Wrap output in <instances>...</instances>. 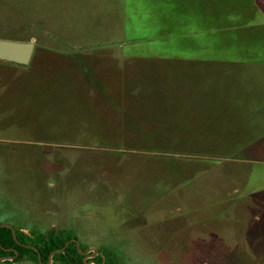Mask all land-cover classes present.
<instances>
[{
	"label": "rangeland",
	"instance_id": "rangeland-1",
	"mask_svg": "<svg viewBox=\"0 0 264 264\" xmlns=\"http://www.w3.org/2000/svg\"><path fill=\"white\" fill-rule=\"evenodd\" d=\"M171 1L0 0V40L36 47L24 66L0 61V223L67 231L116 264H264V152L239 158L264 138V13L174 0L166 15ZM125 47L172 56L127 52L110 78H81L77 53ZM179 102L197 119L173 130ZM154 115L143 135L114 119Z\"/></svg>",
	"mask_w": 264,
	"mask_h": 264
},
{
	"label": "crops",
	"instance_id": "crops-1",
	"mask_svg": "<svg viewBox=\"0 0 264 264\" xmlns=\"http://www.w3.org/2000/svg\"><path fill=\"white\" fill-rule=\"evenodd\" d=\"M253 1L256 3V5H255L256 11H260V15L262 13H264V0H253ZM173 3H174V0H172L169 3V5L162 4L161 3V5L163 7H165V13H166V15H168L169 13H172L171 7H173ZM181 10H182V12H184L186 14L189 12V11H187V9H185L183 11V9H182V3H181V6L179 8V11H181ZM175 13L177 14V12H175ZM230 14L231 15H239V12H230ZM230 14L226 18H225V14H222V15L219 16V19L221 21H223V22H225V19L228 21L229 16H231ZM178 17H179L178 15L176 17H168L167 16V21L172 22L175 19V22H174V27H175L176 20H177ZM162 24H164V23H162ZM177 26H178V24H177ZM175 29H177V28H175ZM177 30H178V31H176V32H178L176 34L177 37L183 36V35H186L187 34V33H184L183 32V28L177 29ZM127 31L128 30H126V32ZM192 33L193 32H191V34ZM121 39L126 40L127 42H126L125 45L128 46V44H129L128 41L130 39L128 37H126V38L121 37L119 39V41ZM193 39H195L193 36L191 38L189 37V40L190 41L191 40L193 41ZM188 45H190V44H188ZM35 48L36 47L34 45L33 51H34ZM127 48L128 47L122 48L123 50L105 49L106 52L109 53L108 59L107 60H99L98 63H96V61L94 59H92L91 57H88L86 55H83L82 53H77V57H76L75 62L77 64V66H78V69L79 70L81 69V71H83V73H85V75L88 74L87 75L88 77H84L85 75L80 74L81 78H84V79L86 78V79L95 81L96 79H98L99 77H101L102 74H104L108 78H110L111 77V71L112 70L118 71L114 67H123V68L125 67V63L127 61L126 59L129 58L128 54H126L127 52H130L129 54L132 57H137L139 54H141V53L135 52L134 49L130 50V49H127ZM176 49L177 48H175L174 50L173 49H169V50L175 51ZM141 55H145L146 57H151V56L152 57L172 56L171 53H166V54H163V53H153V54L147 53V54H141ZM156 59L161 60L160 58H156ZM0 61L1 62H10V61H5V60H0ZM146 61H151V59H148ZM11 63H14V62H11ZM71 63H72V61H71ZM67 64H69V63H67ZM21 66H23V65H21ZM103 67H107L108 70H106L104 72H101V68H103ZM89 75L91 77H89ZM153 86L154 85H152L150 88H152ZM166 86L168 87L170 85H166ZM175 87H177V86H175ZM174 96H178V95H174ZM159 101H161V100L159 99ZM166 101L167 100L162 101V102H166ZM192 103L193 102H179V106L175 110H173L172 113H169L167 115V117H169V115H172V119H174L175 122H176L177 127H174L173 130H180V126L181 127H184V129H188V127L190 126V123L192 121H194L195 119H197V114L190 113V112H193L192 107H191V104ZM114 104L115 105H118V107H120L121 105L122 106L124 105V102L122 101V103H121V102L116 101ZM187 105L190 106L189 109L187 108ZM188 111H190V112H188ZM187 113L189 115H187ZM114 119L117 120L120 123V125L122 126L121 127L122 130H124V129L142 130V131L138 132L141 135H143V134H149L150 131L160 130L161 129V126L157 124V125H155V127L152 130L147 131V124L149 122H151V121H156L155 115L153 117H149V118L145 117L144 120H143L145 122L140 123V125L132 124L133 121H137L135 119L122 118V117H120L121 120H119L117 117H115ZM159 120H161V119L159 118ZM250 140H252V139H250ZM258 140L259 139H256V140L251 141V142H246V144H244L245 146L243 148H240L239 151L249 150V146L254 145ZM199 145H205V143L200 141V144ZM203 150L204 149H202V150H192V149H190L188 151H203ZM205 150H210V149H205ZM211 151H213V150H211Z\"/></svg>",
	"mask_w": 264,
	"mask_h": 264
},
{
	"label": "trees",
	"instance_id": "trees-1",
	"mask_svg": "<svg viewBox=\"0 0 264 264\" xmlns=\"http://www.w3.org/2000/svg\"><path fill=\"white\" fill-rule=\"evenodd\" d=\"M148 137H151V139H155L156 137H161L158 135H147ZM149 139V140H151ZM264 138L258 140L254 145L249 146V150L243 151L242 157L243 160H252V158H255L258 156V153L264 152ZM182 154H188L191 155L194 152H181ZM197 154H208L207 152H201L197 151L195 152ZM16 239L18 242H21L22 244H31L34 245L38 252L41 255L42 262H45L47 260V256L51 251L61 249L64 245V243L71 237L69 234H67V231H56L55 229H51L48 232H41V231H32L29 234H26L22 231H19L16 229ZM0 242L1 245L5 248H15L18 252L17 256L13 261H20L24 259H34L36 262L38 260L37 258V252L34 249H31L29 247L19 245L12 236V232L7 227H1L0 228ZM14 251H4L0 247V256H9L13 255ZM76 256L77 264H84L81 261V256L77 252V249L75 247L74 243H70L66 246L65 250L62 253L54 254L52 258L54 259H60L63 264H74L73 256ZM78 259V260H77ZM96 263L97 264H116L113 260V253L111 251H104V256H97L96 257ZM12 261L5 260L1 261L0 264H10Z\"/></svg>",
	"mask_w": 264,
	"mask_h": 264
},
{
	"label": "water",
	"instance_id": "water-1",
	"mask_svg": "<svg viewBox=\"0 0 264 264\" xmlns=\"http://www.w3.org/2000/svg\"><path fill=\"white\" fill-rule=\"evenodd\" d=\"M34 44L31 41L27 42H15V41H6V40H0V60L10 61L14 62L20 65H26L28 64L32 52H33ZM9 227L12 231L13 237L15 238V230L14 228L8 224V223H1L0 227ZM70 241H74L76 243V246L79 250V245L75 239H71L67 241L64 246L61 249L51 251L48 255V263L51 262V257L56 253H62L65 249V247L68 245ZM93 254L95 255L96 249L92 248ZM81 253H86V251H80ZM6 257H0V261L4 260ZM39 262L40 256L38 255ZM93 264H95L93 262Z\"/></svg>",
	"mask_w": 264,
	"mask_h": 264
},
{
	"label": "flooded vegetation",
	"instance_id": "flooded-vegetation-1",
	"mask_svg": "<svg viewBox=\"0 0 264 264\" xmlns=\"http://www.w3.org/2000/svg\"><path fill=\"white\" fill-rule=\"evenodd\" d=\"M1 224V223H0ZM11 225V224H10ZM13 228H14V230H15V233H16V229L17 230H19V231H21L20 230V228H17V227H15V226H13V225H11ZM5 227V226H4ZM1 228V227H0ZM7 228H9V227H7ZM10 229V228H9ZM53 229H55L56 231H58L59 229L58 228H53ZM11 230V229H10ZM49 230H51V229H47V230H45V231H41V232H48ZM64 231V230H63ZM12 232V231H11ZM22 232H24V231H22ZM32 232V231H31ZM25 233V232H24ZM26 234H29V233H26ZM12 236H13V234H12ZM13 239L19 244V245H23V246H26V247H29V248H31V249H34L36 252H37V258H38V255L40 256V260H41V255H40V253L38 252V250H37V248L34 246V245H31V244H22L21 242H18L17 241V239H16V235H15V238L13 237ZM69 240H71L70 238L67 240V241H69ZM66 241V242H67ZM65 242V243H66ZM64 243V244H65ZM70 243H74L75 244V247H76V249H77V252L79 253V255L81 256V261L84 263V264H93V262L95 263V264H97L96 263V257L97 256H104V253L103 254H100V255H96L97 254V249H96V253H95V255H92L93 254V250H92V248H94V247H83V248H81V247H79V250H78V248H77V246H76V243L74 242V241H70L68 244H70ZM64 246V245H63ZM0 247L4 250V251H14V254L13 255H9V256H0V257H6L4 260H2V261H5V260H10V261H12V262H17V261H13L14 259H15V257L17 256V254H18V252H17V250L15 249V248H5V247H3L2 245H1V242H0ZM66 248V247H65ZM65 250V249H64ZM90 250H91V252H90ZM80 251H86V253H81ZM56 254H59V253H56ZM49 255V254H48ZM52 258V257H51ZM74 258L76 259V256L74 255L73 256V260H74ZM24 260H26V259H24ZM78 260V259H77ZM21 261V260H20ZM35 261V260H34ZM1 262V261H0ZM37 264H47L48 263V256H47V260L45 261V262H42V260H41V262H39V259L37 260V262H36ZM74 264H77L76 263V260H74Z\"/></svg>",
	"mask_w": 264,
	"mask_h": 264
}]
</instances>
